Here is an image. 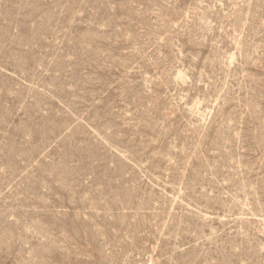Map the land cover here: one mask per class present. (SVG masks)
<instances>
[{"label":"rangeland","instance_id":"1","mask_svg":"<svg viewBox=\"0 0 264 264\" xmlns=\"http://www.w3.org/2000/svg\"><path fill=\"white\" fill-rule=\"evenodd\" d=\"M0 264H264V0H0Z\"/></svg>","mask_w":264,"mask_h":264}]
</instances>
